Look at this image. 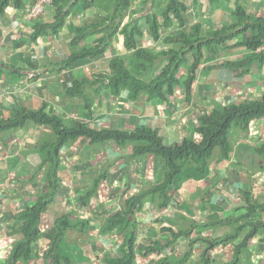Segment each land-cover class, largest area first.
I'll return each mask as SVG.
<instances>
[{
    "label": "crops",
    "instance_id": "1",
    "mask_svg": "<svg viewBox=\"0 0 264 264\" xmlns=\"http://www.w3.org/2000/svg\"><path fill=\"white\" fill-rule=\"evenodd\" d=\"M102 1L98 0L94 5L100 6ZM34 2L35 0H22V6L19 8L10 3L4 14L0 16L1 118L8 117L19 107L37 109L45 105L46 111L59 115L68 123L86 119L90 122V126L96 129L131 130L138 124H145L158 129L159 132L170 128L169 133H173L174 127H177L178 130L182 127L187 130L191 126L193 127L189 118H194V114L191 108L183 106L186 97L178 86L174 87L173 93L164 102H160L157 98L148 100L143 96L132 101L128 99L126 92L118 97L109 94L104 86L107 79L96 82L97 75L106 76L110 73V60L113 56L123 55L129 59L130 53L124 48L122 35H114L111 40L106 39L105 52L99 58L90 59L88 62L77 59L69 66L63 64V61L76 51L70 43L74 36V27L80 26L85 20L92 18L93 13L98 12V7L84 9L80 3L75 4L73 12L66 16L64 25L59 27L57 32L47 29L39 36H34V26H37L38 22L51 23L55 14V8L52 5H47L37 20L28 18L27 10ZM237 4H245L250 14L264 17V0H187L188 23L199 22L205 30L219 28L226 22H232L230 13ZM146 10L141 11V16L137 17L142 22H144L142 18L150 13ZM161 34L160 40L156 42L150 33L144 30L142 36L137 40L138 46L154 47L155 51L167 48L163 40L168 31H161ZM99 35L84 40L81 47L89 48L95 45V40ZM236 41H240V39L237 38L229 42L228 47L219 51L214 60H208L201 66L195 83L196 87H202V92L192 90L188 102L200 97L204 103L211 104L212 107L219 100L225 102L229 99H252L263 92L264 63L260 67H255L256 63L252 64L248 72L243 75H241V69L234 70L224 67L227 61L240 60L249 53L242 45L236 46L235 44L239 43ZM220 54L222 56H219ZM82 78L89 79L90 83L84 84L80 90L72 91L73 95L69 94L68 88L73 86V82ZM86 85L89 87H85ZM197 114L200 113L195 115ZM180 119H189V123H182L178 121ZM181 129L179 136L182 134ZM49 131L47 127L30 124L22 130L0 133V152L5 161V166L0 170V184H2V180L4 182L5 173L11 187V189H4L5 192L2 191L3 187L0 189V225L6 222L9 217L7 221L10 226L13 214L22 209L28 201L36 199L32 181L38 180L40 182L38 189L42 188L44 182L42 171L38 177L34 174L42 159L36 148L39 147L38 143L41 144V142L51 139ZM20 132H22V136H19ZM131 152V147L128 145L120 146L114 141L91 144L82 137L60 149L57 174L61 179L60 183L69 188L65 190L62 187L61 193L57 195L52 204L51 212L55 216L62 213V208L66 209V214L70 215L73 222V228L66 232L64 240L59 245L60 253L68 256L72 264H106L104 261L106 257L118 255L123 235L103 233L102 228L107 218L111 216V213L121 210L124 207L123 199L140 191L146 182L151 181L155 184L152 170L148 164L149 160H153L152 156L144 155L132 158ZM26 168H29L30 171ZM99 176L103 178L99 186L100 190L91 199L90 206L81 207L77 203L78 195ZM127 182H130L129 190L125 189ZM201 182L196 183L200 184ZM103 183H108V187L113 189L101 190ZM189 183H194V181H187L183 186ZM183 186L180 190L183 189ZM210 188L212 187L210 186ZM29 189L31 190L29 191ZM180 190L178 193L170 192L171 202L167 208L160 209L158 203L146 202V208L143 207L140 212L136 211L133 221L138 233V249L147 245L153 246V242L164 244L167 237L161 229L167 226L175 229L188 227V220H184V218L204 221L209 206L213 205L215 201L218 205V201L222 199V197L218 199L217 196H213L211 199L215 200L208 203V197L206 195L203 197L204 193L201 191L202 194L189 190L180 193ZM248 190L251 199L253 197L251 192L254 191L253 184L249 183ZM10 192H12L11 195ZM27 192L32 194H26ZM192 194L194 195L191 196ZM202 199L205 201L202 202ZM258 199L259 201L264 199V194L257 193L256 199H251V201H258ZM236 200H238L237 207L241 209L243 202L241 194L236 197ZM225 206L217 211L220 217L226 215L223 210ZM243 211L241 210V212ZM260 217L261 214L256 213L252 218ZM53 220V217L46 213V227L52 224ZM229 231L223 228L216 231L215 227H212L211 230H203L199 235L204 238L194 242L190 247L196 256L192 254L188 263L190 264L192 261L191 264H194L195 260L199 262L202 248L208 243L209 246L212 245L210 239ZM44 233L45 231L42 232L40 241L37 243L36 252L38 255L27 264H52V259L47 255L50 243L44 239ZM197 234V232H193L191 237H195ZM20 237L19 234L8 237L6 228L0 231V264L8 254L5 252L7 245ZM258 242L259 240L256 238L249 247L252 254L251 260L253 264H264V243L258 244ZM226 246H219L210 252L213 258L214 255H218L217 258H214L216 264H223L227 260L224 253ZM187 248L188 239H178L173 245L172 251L170 247H167L164 254L175 251L179 256ZM196 252L198 253L196 254ZM160 256L161 254L153 252L147 255L138 254L134 264H153L154 260Z\"/></svg>",
    "mask_w": 264,
    "mask_h": 264
},
{
    "label": "trees",
    "instance_id": "2",
    "mask_svg": "<svg viewBox=\"0 0 264 264\" xmlns=\"http://www.w3.org/2000/svg\"><path fill=\"white\" fill-rule=\"evenodd\" d=\"M97 1L52 0L50 5L55 8L53 21L49 24L38 22L37 26H34L33 34L39 36L47 29L57 32L58 28L64 25L66 16L73 12L75 4L80 3L84 9L98 7V12L93 13L92 18L74 27V36L70 43L76 51L72 52L63 64L69 66L77 59L88 62L90 59L99 58L105 52V40H111L114 35H122L124 48L130 53L129 59L123 55L113 56L110 60V73L106 76L97 75L98 78L95 79L96 82L107 79L105 89L114 97L126 92L128 99L132 101L143 96L148 100L157 98L164 102L173 93L174 87L178 86L185 94V100L189 101L192 85L198 78L201 66L208 60H214L219 51L237 38L240 41H236L239 43L235 45H242L249 53L240 60L227 61L224 67L241 69L243 75L252 64L256 63L255 67H260L264 63V51H256L264 44V17L250 14L245 4H237L231 11V23L226 22L219 28L205 30L199 22L188 23L187 0H141L138 9L132 8L131 11V3L135 0H103L100 6L94 5ZM10 3L18 8L22 6V0H0V16ZM149 3L152 4L151 12L142 18L144 22L138 18L129 19L127 22L124 20L127 11L131 14L145 11ZM237 28L239 29L234 31ZM144 30H147L156 42L162 36L161 31H168L163 40L167 48L155 51L154 47L138 46L137 40ZM97 34L100 35L96 38L95 45L89 48L81 47L84 40ZM87 82L90 83L87 78L73 82V86L68 88L69 94L73 95L72 91L80 90ZM234 100L230 99L227 104L219 100L209 110L192 118L195 134L200 136L198 141L186 136L171 145L165 143L158 129L145 124H138L131 130L96 129L91 127L86 119L68 123L59 115L46 111L45 105L37 109L19 107L8 117H0V133L22 130L30 124L47 127L51 132V139L38 143L39 147L36 148L42 159L34 174L37 177L41 171L44 174L42 188L37 189L40 183L38 180L32 181L36 199L28 201L22 209L13 214L12 224L7 225L8 237L17 234L21 237L7 245L8 254L2 264L29 263L38 255L37 243L44 231V239L50 243L47 255L52 259V264H72L68 256L60 253L59 245L66 232L73 228V222L70 215L66 214V209L62 208L60 215L53 216L51 207L62 190L61 179L57 174L59 151L80 137L87 139L91 144L114 141L120 146L128 145L131 147L132 158L152 155L164 170L159 182H146L148 184L140 191L123 199L124 207L121 210L111 213L107 218L102 228L103 233H120L123 239L118 255L106 257V264H134L138 254L147 255L150 252L161 254L153 264H189L193 252L191 245L204 238L199 235L203 230H211L212 227H215L216 231L220 228L230 231L210 239L212 245L209 246L208 243L202 248L199 262L194 264H216L210 252L219 246L230 244L232 256L223 264H253L249 251L251 243L256 238L259 240L258 244L264 243V199L251 201L249 186L239 189L243 198L241 207L245 211L233 217H220L217 211L222 206L213 204L209 206L202 222L184 218L188 220V227L162 228V233L167 237L164 244L153 242V246L147 245L138 249V233L133 221L136 211H142L146 202H156L160 209L167 208L171 202L170 192L178 193L187 181L210 183L217 175L211 164L214 163L217 170L221 169L219 167L223 163L238 158L241 154H237L240 146H246L245 151L248 150L252 156L264 160V138L262 140L259 136H253L254 142H241L237 150L231 141L236 128L246 134L252 122L264 118V91L257 98ZM253 160L257 161L256 157H253ZM262 171L256 174L255 180L264 175ZM102 179V176L97 177L78 195L77 203L81 207L90 206L91 199L99 191ZM125 187L129 190L130 182L125 183ZM203 201L205 199H202ZM46 213L54 219L48 227L45 221ZM256 213H260L261 217L252 218ZM193 232H197V236L191 237ZM183 238L188 239V248L181 255L178 256L175 251L164 254L167 247L172 251L175 242ZM242 258L244 263L241 262Z\"/></svg>",
    "mask_w": 264,
    "mask_h": 264
},
{
    "label": "rangeland",
    "instance_id": "3",
    "mask_svg": "<svg viewBox=\"0 0 264 264\" xmlns=\"http://www.w3.org/2000/svg\"><path fill=\"white\" fill-rule=\"evenodd\" d=\"M140 2H141V0H135L134 2L132 1L131 6H130V11L132 8L138 9V5ZM151 8H152V6L150 7V9ZM130 11H128L125 15L124 20L126 22L129 19H135L138 17V15L141 16V14H142L141 12L136 13V14H131ZM221 54L219 56H222ZM200 77H202V76H200ZM197 79L198 78H196V80ZM194 83H195V81H194ZM194 83L192 85V90H194V92H197V91L202 92V87L201 86L196 87V83H195V85H194ZM85 87H89V86L86 85ZM217 89H219V88H217ZM262 91H264V90H262ZM178 94H179V91H178ZM259 95H261V94H259ZM209 97L211 98L212 96H209ZM257 97L258 96H254L252 98H257ZM236 100H239V99H236ZM229 101H230V99L228 101L225 100V102L223 101V103L227 104ZM233 101H235V100L233 99ZM241 101H243V100H241ZM185 103H186V105H185ZM183 106L185 108H191V111L194 114V116L198 112L200 114H203L205 110H209L211 108V104L204 103V100L201 99L200 97H199V99H194L190 102L185 101ZM189 119L192 120V118H189ZM189 119H187V120L180 119L178 121H181L182 123H184V122L189 123ZM173 129H174L173 133H169L170 128H167L166 130H161V132H159L160 135H162L163 140L165 141L166 144L171 145L172 143L179 142L186 136L191 137L192 139H194L196 141H198L200 139V136L197 133L193 134L194 130H193L192 126L189 130L185 129L184 127H182V129L180 128L182 130L181 131L182 134L180 136H179V133H180L179 130L180 129L178 130L177 127H174ZM21 133L22 132L19 133V136L23 135ZM253 136H259L263 140V138H264V118L260 119L257 122H252L251 125L249 126V131L246 134L244 132L240 131L239 128H236V131L232 134L231 141L234 144L235 149L237 150L238 145L241 142H254ZM245 147L246 146H240V150L237 151L238 152L237 154H239V153H241V154L238 155V158H236L233 161H230L228 163L227 162L223 163L219 167L221 169L217 170V168H215V164L214 163L211 164L212 170L214 172H216L217 175L212 178V181L210 183H208L207 181H202L199 184V183H196L197 181H194V183L185 184L183 186V189L180 190V193H182L183 191L186 192V190H189L191 192L201 191L202 193H204L203 197H204V195H206V197H208L207 198L208 203L215 200V199H211L213 196H217L218 199H220V197H222L221 201H218V205H221V206L228 205L227 207L225 206V208L223 209L224 213L226 214L225 216L226 217H233V216H236L237 213L239 214L241 212V210H244V209L243 208L240 209L237 207V201L239 199L236 200V197H239V194H241V192L237 189L248 188L249 183H252L254 186V191L252 190L251 195L255 199H256L257 193L258 194L259 193L264 194V190H263V188H264V175L260 178V180H258V179L255 180L256 174H258L259 171L263 170L261 173L262 174L264 173V163H261V162H264V160L258 156H255V155L252 156V153L250 154V151H248V150L245 151ZM244 153H246V154H244ZM145 156H152V155H145ZM253 157H256L257 161H254ZM148 164L152 170L153 178L155 179L154 182L155 183L159 182L160 179L163 177V172H164L162 166L159 163H156L154 159L149 160ZM3 166H5V161L3 160V154L0 152V170L2 169ZM261 167H263V168H261ZM26 169L28 171H30L29 168H26ZM4 177H5L4 182L2 180L1 181L2 184H0V189H1V187H3V190H2L3 192H5L4 189H11V187L9 185L10 183H9L8 176L5 173H4ZM147 184L148 183H146L144 185L146 186ZM188 185H189V187H188ZM61 186L65 190L69 188L67 186L65 187L63 184ZM108 186H109L108 183H103L101 190L107 191L109 189H113V188L108 187ZM210 186L212 188H210ZM37 189H38V187H37ZM30 190L31 189H29V191ZM11 193L12 192H10V195H11ZM26 194H32V193L27 192ZM193 195L194 194H192L191 196H193ZM253 197H251L252 200H254ZM182 198H183V196H182ZM178 199L180 201V195H179ZM259 199H258V201H259ZM255 201H253V202H255ZM213 204H217V202L215 201ZM146 206L147 205L145 204L144 207L146 208ZM207 206H209V205H207ZM217 207L218 206H216V208ZM8 219H9V217H7V220ZM7 220H6V222H3L2 225H0V231H2V229H5L7 227V225L9 224V222ZM6 231H8V230H6ZM231 250H232L231 244L226 246V248L224 249V253H225L227 260L230 259L232 256ZM197 253L198 252H196V254ZM192 254L194 255V253H192ZM194 256H196V255H194ZM194 256H193V258H194ZM217 256L218 255H216V256L214 255V258H217ZM193 258L191 257V260H193ZM241 262L244 263L243 258H242ZM191 263H192V261L190 262V264ZM195 263H197V260H195Z\"/></svg>",
    "mask_w": 264,
    "mask_h": 264
},
{
    "label": "built area",
    "instance_id": "4",
    "mask_svg": "<svg viewBox=\"0 0 264 264\" xmlns=\"http://www.w3.org/2000/svg\"><path fill=\"white\" fill-rule=\"evenodd\" d=\"M52 0H35L34 4L28 8L26 16L31 19H37L44 12L47 5L51 4ZM258 52L264 51V44L257 48ZM100 190V189H99ZM6 252V251H5Z\"/></svg>",
    "mask_w": 264,
    "mask_h": 264
},
{
    "label": "water",
    "instance_id": "5",
    "mask_svg": "<svg viewBox=\"0 0 264 264\" xmlns=\"http://www.w3.org/2000/svg\"><path fill=\"white\" fill-rule=\"evenodd\" d=\"M147 11H148V12H151V11H150V5H148V8H147L146 12H147Z\"/></svg>",
    "mask_w": 264,
    "mask_h": 264
},
{
    "label": "clouds",
    "instance_id": "6",
    "mask_svg": "<svg viewBox=\"0 0 264 264\" xmlns=\"http://www.w3.org/2000/svg\"><path fill=\"white\" fill-rule=\"evenodd\" d=\"M260 180V179H259Z\"/></svg>",
    "mask_w": 264,
    "mask_h": 264
}]
</instances>
